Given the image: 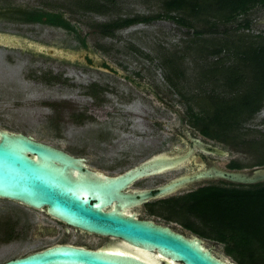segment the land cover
Listing matches in <instances>:
<instances>
[{
	"label": "rangeland",
	"instance_id": "374dc122",
	"mask_svg": "<svg viewBox=\"0 0 264 264\" xmlns=\"http://www.w3.org/2000/svg\"><path fill=\"white\" fill-rule=\"evenodd\" d=\"M77 1L0 0V11L9 12L17 7L61 11L77 27V32L70 33L61 27L0 20V32L76 51L89 49L144 85L153 87L174 109L159 102L148 91L137 90L125 78L0 47V129L32 135L76 155H88L90 160L99 161L101 173L108 175L123 173L156 154L181 149L182 143L174 134L176 128L181 129L180 115H185L186 105L178 91L168 84L166 74L169 69L162 62L175 50L186 51L185 48L191 44L189 42L197 39L195 29L158 20L133 25L118 31L114 37H106L98 32V25L118 18L156 14L162 10V0H119L105 15L78 10L75 6ZM250 19L252 26L249 31L241 30L234 34L235 25L228 26L231 41H237L242 33L250 35V38L264 36V9L255 8ZM76 34L86 38L88 46L83 47ZM220 38L206 35L199 42L218 43ZM193 55L190 54L180 65L187 71L184 78L187 83L180 86L184 91L200 85L201 78L196 79V72L214 61L211 57L206 62L198 61L196 66ZM177 110L180 113H176ZM186 127L191 133L200 135L188 124ZM247 128L253 132L250 138H264V107ZM220 147L228 155L214 157L219 167L228 168L234 160L244 165L243 170L256 168L253 166L255 158L250 154L223 144ZM195 161L199 162V158ZM182 172V169L168 171L147 181L152 184ZM138 213L141 218L185 232L180 222L168 221L159 214L151 215L146 208L138 210ZM7 219L17 225L19 237L0 243V264L56 244L78 240L75 234L67 238L62 229L57 235L33 236L37 221L41 219L43 223L50 224L51 219L43 211L0 199V221L6 222ZM93 239L96 244L101 241ZM205 245L214 246L218 256L229 257L223 244L205 240Z\"/></svg>",
	"mask_w": 264,
	"mask_h": 264
},
{
	"label": "trees",
	"instance_id": "16d2710c",
	"mask_svg": "<svg viewBox=\"0 0 264 264\" xmlns=\"http://www.w3.org/2000/svg\"><path fill=\"white\" fill-rule=\"evenodd\" d=\"M118 1L79 0L75 6L83 12L105 15ZM161 2V12L118 18L98 25L97 30L103 36L114 37L127 27L158 20L195 29L197 39L189 42L187 50H175L162 62L169 69L166 74L168 84L178 91L185 102L184 119L203 137L250 154L255 158L253 166L263 167L264 138H250L253 132L247 126L264 107V36H251L252 39L242 33L237 41H231L227 28L235 25L234 34L241 30L249 31L252 26L250 14L257 7L264 9V0ZM25 18L29 22L77 32V27L61 11L30 9ZM206 35L221 38L218 43H200ZM76 38L83 47L88 46L86 38L77 34ZM190 54H194L196 66L198 61L206 62L211 57L214 61L196 72V79L201 78L200 85L184 91L180 86L187 83L184 79L187 71L180 65ZM231 167L245 168L238 161H233ZM165 203L167 201L158 203L164 212H159V216L185 224L193 219L199 224V228H192L194 232L223 244L226 255L238 264H264V184L211 186L189 194L181 206L169 208L165 207ZM151 213H155L154 208Z\"/></svg>",
	"mask_w": 264,
	"mask_h": 264
},
{
	"label": "water",
	"instance_id": "95a60500",
	"mask_svg": "<svg viewBox=\"0 0 264 264\" xmlns=\"http://www.w3.org/2000/svg\"><path fill=\"white\" fill-rule=\"evenodd\" d=\"M0 47L69 64L86 65L91 59L95 62L92 68L105 70L100 67L102 59L90 50L76 51L2 32ZM192 154L193 151L174 156L167 152L156 154L110 176L89 169L85 158L32 135L0 129V199L45 211L71 227L119 242L117 247L100 250L56 244L1 264H153L130 250L148 253L157 264H162L161 258L167 259L168 264H238L230 257L215 254V247H207L201 237H189L170 226L141 219L132 210L149 199L165 198L205 179L237 186L264 184V166L232 171L214 167L209 172L173 179L156 194L130 190L137 180L176 169Z\"/></svg>",
	"mask_w": 264,
	"mask_h": 264
},
{
	"label": "flooded vegetation",
	"instance_id": "af4514ba",
	"mask_svg": "<svg viewBox=\"0 0 264 264\" xmlns=\"http://www.w3.org/2000/svg\"><path fill=\"white\" fill-rule=\"evenodd\" d=\"M29 11H30V8L26 9V8H21V7H17L16 9H12L9 12L8 11H6V12L0 11V13L2 14V15H0V20H6L9 22L11 21V22H17V23H22V24H42V23L29 22L27 20L28 17L25 18L26 14H28ZM4 14L6 16H8L7 14H9L11 16L6 17ZM14 15H16V16H14ZM43 25H48V24H43ZM48 26H51V25H48ZM93 64H95V62H93V60H91V59H88L86 65H80V64H75V65L83 66V67L89 68V69H95V68H92ZM100 67H103L106 71L105 70H99V69H97V70H99L103 73H107L109 75L119 76L121 78H125V81L130 83L137 90L148 91L149 93L153 94L159 100V102H161L162 104L166 105L169 108L174 109V107H172L167 101H165L162 97H160L155 92L153 87H151L148 84L144 85L141 81H138L137 79H135L131 75L126 74L122 69L114 66L109 61L102 60V62L100 63ZM118 69H120L124 72L123 75H121L119 73V71H117ZM130 98L131 97H128V99H130ZM176 113H180V111L177 110ZM180 116H181V121H182L181 129L176 128L174 135L182 143V148L181 149H174L172 151H167V153L174 156L177 154L182 155V154L188 153L189 151H193V154H192V157L190 160L186 161L183 165L177 167L176 169L170 170V171H178V170L182 169L183 172L181 174H179L175 177H171L170 179H167V180H156V182H153L152 184H148L147 180L153 176L141 178L132 184V186L130 187L131 191H133V192L134 191H136V192L151 191L154 194H156L158 189L161 186L169 183L173 179H176V178H179V177L185 176V175H192V174L197 173V172H209L214 167L221 168L218 165H216L214 157L228 155V152L225 151V149H223L222 147H220V145H222V144L219 142H216L214 140L208 139L206 137H203L198 131L197 132L200 134L199 136L191 133L189 131V129H187V127H186L187 121L184 119L185 115H180ZM198 140L201 143H198ZM57 148H59V147H57ZM60 149H62V148H60ZM63 150L68 152L71 155L76 156V157L85 158V163L89 169H91L92 171H95V172H101V169H99V164H100L99 161L90 160L89 156L85 155V154L76 155V154H73L72 152H70L69 150H66V149H63ZM223 152H226V154H224ZM151 157H149V158H151ZM149 158H147V159H149ZM196 158H199V162H197V163L195 161ZM147 159L141 161L137 165L141 164L142 162L146 161ZM233 161L230 162L228 168H225V169L221 168V169H224L227 171L239 170V169H233L231 167V164ZM137 165H135V166H137ZM135 166H133V167H135ZM133 167H131V168H133ZM241 170H243V169H241ZM166 173H168V171L165 173H162V174H158V175H163ZM110 176H114V175H110ZM154 176H156V175H154ZM232 185L233 184H231V183H226V182H223V181H220L217 179H205L201 182L189 184L185 188H182L181 190H179V191H177V192H175V193H173V194H171L165 198L149 199L148 201L144 202L140 207L133 208L132 210L134 212L138 213V210H140L142 208H146L147 211L151 215H155V213L158 214L159 212L164 213L163 210L160 209L161 204H158L159 202L162 203V201H167V203H165V207H169V208H172L175 205L181 206L183 204V200L189 194L196 192L202 188L211 187V186H221V187H224V186L228 187L229 186V187H231ZM152 208L155 209L154 214L151 213ZM43 212L46 214L47 217H49L51 219L52 222L50 224H48V223H43L41 221V219L39 221H37L35 228L33 230V233H32V235L35 237L49 235V234L57 235L59 230L62 229L65 231L67 238L71 237V234L72 235L75 234L78 237V240H76L73 243H61V244H71V245H75V246H79V247H85V248L91 249V250L106 249V248H111V247H117L119 245L118 241L112 240L110 238H104L101 236L86 233L80 229L71 227V226H69V225H67V224H65V223H63V222H61L55 218L50 217L45 211H43ZM139 217H140V214H139ZM141 219H144V218H141ZM150 220H152V219H150ZM170 221L180 222L179 220H170ZM193 221H194L193 219L190 221L188 220L186 222V224L180 222V225L185 229V232L179 231L174 227H171V226L170 227L173 228L175 231L182 233V234H185L186 236H189V237H192V236L201 237L200 235L196 234L194 232V230L192 229V228H199L198 227L199 224L196 222H193ZM3 222H5V221H3ZM3 222L0 221V226L4 227V228L0 229V238H1L0 243H8V242H11L15 239H18L19 234L16 233L17 232V225L15 223H12L10 221V219H7V221L5 223H3ZM159 224H161V223H159ZM162 225L168 226L166 224H162ZM187 231L190 232V234L187 233ZM93 238H97L101 241L96 244V242L94 241L95 239H93ZM201 238L204 241L205 240H211L209 238H204V237H201ZM214 242L217 243L216 241H214ZM130 251L132 253H135V254L137 253L136 255L142 257L143 259H146L144 256L140 255L137 251H135V250H130ZM160 260H161L162 264H168L169 263V261L167 259L161 258Z\"/></svg>",
	"mask_w": 264,
	"mask_h": 264
},
{
	"label": "bare ground",
	"instance_id": "6f19581e",
	"mask_svg": "<svg viewBox=\"0 0 264 264\" xmlns=\"http://www.w3.org/2000/svg\"><path fill=\"white\" fill-rule=\"evenodd\" d=\"M1 66V65H0ZM3 69V68H2ZM3 72V71H2ZM133 107V106H132ZM144 108V107H143ZM132 111H133V109H132ZM140 126V125H139ZM142 128V127H141ZM137 254V253H136ZM139 254L140 255H142V256H144L148 261H150V262H152L153 264H157L158 263V261H155V260H153L152 258V256H150L148 253H144V252H142V251H140L139 252ZM142 258V257H141Z\"/></svg>",
	"mask_w": 264,
	"mask_h": 264
}]
</instances>
